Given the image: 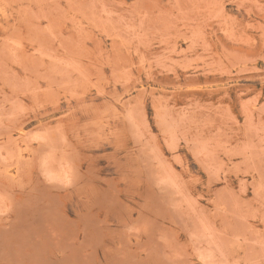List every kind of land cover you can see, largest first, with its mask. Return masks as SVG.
I'll return each mask as SVG.
<instances>
[{
  "label": "rangeland",
  "instance_id": "1",
  "mask_svg": "<svg viewBox=\"0 0 264 264\" xmlns=\"http://www.w3.org/2000/svg\"><path fill=\"white\" fill-rule=\"evenodd\" d=\"M0 264H264V0H0Z\"/></svg>",
  "mask_w": 264,
  "mask_h": 264
}]
</instances>
